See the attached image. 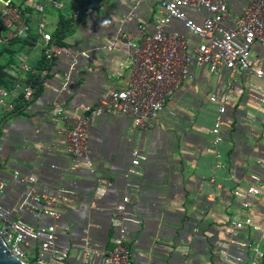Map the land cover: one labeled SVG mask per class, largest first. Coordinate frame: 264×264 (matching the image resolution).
Wrapping results in <instances>:
<instances>
[{
  "label": "crops",
  "instance_id": "obj_1",
  "mask_svg": "<svg viewBox=\"0 0 264 264\" xmlns=\"http://www.w3.org/2000/svg\"><path fill=\"white\" fill-rule=\"evenodd\" d=\"M10 1L22 11L23 38L31 43L15 44L18 63L8 66L0 84L6 92L0 96V182L6 185L0 205L10 220L34 229L55 225L58 248L69 250L68 264H88L85 249L104 254L114 248L116 208L129 198L125 228L134 264H225L226 254L247 264L254 246L264 253V192L249 193L264 186L263 79L243 70L213 74L192 64L188 80L152 126L139 129L132 116L94 115L93 109L110 92L128 88L129 43H140L142 28L155 31L159 0H55L60 7ZM249 3L228 0L233 15L243 14ZM3 9L0 2V14ZM189 14L198 24L208 17L204 11ZM41 23L50 43L40 33ZM10 32H0V43ZM169 32L192 44L201 41L179 21ZM52 46L66 49L75 61L61 56L46 63ZM251 58L264 71V46L256 44ZM27 87L33 89L30 99ZM224 102V126L216 136ZM59 104L66 116L91 117L90 161L78 162L75 170L76 159L67 151L70 126L56 121ZM134 152L146 157L138 167L132 164ZM26 178L36 180L40 215L21 205ZM48 199L55 200L59 218L46 214ZM237 221L243 228H233ZM28 244L30 257L40 252L34 242ZM89 264H103L102 258Z\"/></svg>",
  "mask_w": 264,
  "mask_h": 264
},
{
  "label": "built area",
  "instance_id": "obj_2",
  "mask_svg": "<svg viewBox=\"0 0 264 264\" xmlns=\"http://www.w3.org/2000/svg\"><path fill=\"white\" fill-rule=\"evenodd\" d=\"M43 1L45 4L60 7L55 0ZM0 2L4 8L1 13L3 22L6 23L4 26L11 31L7 40L13 39L16 35H23L27 29L23 25L20 9L13 6L10 0H0ZM159 3L162 12L155 22V31L149 34L145 32V28H142L143 37L140 43H129L132 77L128 88L110 92L109 100L101 102L93 109L94 115L111 112L132 116L137 128L149 129L152 121L159 116L181 85L188 80L189 68L192 64L207 66L213 74L223 69L233 73L240 70L249 71L264 80V71L259 70L251 58L252 49L256 44L264 46V0H250L241 15L231 14L228 0H159ZM38 9L43 10V7L39 6ZM189 11L197 13L204 11L208 17L198 24L190 16ZM175 21L182 22L186 30L201 41L192 44L183 35L169 32L170 26ZM227 21L230 22V26H226ZM45 27L44 23L40 24V33L44 40L50 43L51 37L45 32ZM13 29L19 30L13 33ZM114 45L115 43L112 46ZM45 56L48 60L65 56L75 61L69 51L56 46L49 47L45 51ZM5 95L6 92L0 90V96ZM24 95L26 99H30L33 95L32 87L25 88ZM211 101L218 102L217 95L213 96ZM2 105L3 101H0V107ZM226 109V102L218 108L213 129L216 136H219L224 126ZM56 114V121L70 126L67 133V151L77 162L72 168L74 170L78 168V162L89 164L88 136L91 117L86 114L80 117L66 116L61 104L57 106ZM144 161H146L145 156L134 152L132 162L134 167L140 166ZM23 180L26 181L27 191L22 207L35 212L36 215L42 214L37 208L41 203V197L33 187L36 180L34 178ZM5 186L0 182V191H3ZM261 191L264 192V186L257 185V188H252L249 193L258 194ZM48 200L47 206L50 209L46 214L55 219L59 218L55 200ZM128 203L129 198H125L124 204L116 208L117 216L113 224L118 229L119 235L114 239V248L104 254L86 249L84 252L86 263H91L93 258L97 257L102 258L103 264H134L128 244V232L125 228V222L129 218ZM246 222L251 224V220ZM233 228H243V222H234ZM255 229L259 230V227ZM0 232L7 241L10 251L23 261L32 264H68L69 250L58 248L55 225L34 229L22 221L10 220L8 212L0 205ZM28 242L38 245L40 252L37 255L30 257V253L26 250V247L30 246ZM254 247H256L253 249L254 254L247 264H264V253L258 245ZM225 258L227 260L225 264L230 261L245 264L243 260L231 259L227 254Z\"/></svg>",
  "mask_w": 264,
  "mask_h": 264
},
{
  "label": "trees",
  "instance_id": "obj_3",
  "mask_svg": "<svg viewBox=\"0 0 264 264\" xmlns=\"http://www.w3.org/2000/svg\"><path fill=\"white\" fill-rule=\"evenodd\" d=\"M12 5L14 6V4H12ZM20 12H21V17H22V11H21V9H20ZM1 31L9 32L10 30L6 26H4L3 19H2V16L0 14V32ZM5 38L6 37H4V40L5 41H3L1 43H3V44L7 43V47H4V50L3 51L8 52V54L16 53V50L14 48L15 44H21V45L31 44L29 42V40H25V38L21 37L20 35H16L15 38H13L10 41H7ZM3 51L0 50V56L2 55ZM44 58H45L44 60L46 61V63H49L50 62V60H48L46 58V56H44ZM11 59L12 60H10V62H7L6 64H1L0 63V84L4 83L3 80L8 77V74H7L8 73L7 72L8 66H11V65L14 64V59L13 58H11Z\"/></svg>",
  "mask_w": 264,
  "mask_h": 264
},
{
  "label": "water",
  "instance_id": "obj_4",
  "mask_svg": "<svg viewBox=\"0 0 264 264\" xmlns=\"http://www.w3.org/2000/svg\"><path fill=\"white\" fill-rule=\"evenodd\" d=\"M0 264H32V263L23 261L17 255L12 253L10 251V247L7 241L5 240L2 233L0 232Z\"/></svg>",
  "mask_w": 264,
  "mask_h": 264
},
{
  "label": "rangeland",
  "instance_id": "obj_5",
  "mask_svg": "<svg viewBox=\"0 0 264 264\" xmlns=\"http://www.w3.org/2000/svg\"><path fill=\"white\" fill-rule=\"evenodd\" d=\"M3 24H6V23H4L3 22ZM25 36V34H23V35H21V37H24ZM4 47H7V43H5V44H3V43H0V50H4ZM18 55H17V53H16V55H13L11 58H13L14 59V64H17L18 63V57H17ZM0 63L1 64H6L11 58H9V56H8V52H5V51H3V53H2V55L0 56ZM9 68V67H8ZM29 260H34V259H29Z\"/></svg>",
  "mask_w": 264,
  "mask_h": 264
}]
</instances>
